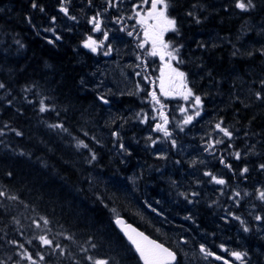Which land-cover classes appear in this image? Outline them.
<instances>
[{
	"label": "trees",
	"instance_id": "obj_1",
	"mask_svg": "<svg viewBox=\"0 0 264 264\" xmlns=\"http://www.w3.org/2000/svg\"><path fill=\"white\" fill-rule=\"evenodd\" d=\"M256 2L258 7L249 14L234 10L230 0H178L172 14L179 19L180 35L169 33L165 38H170L177 46L183 45L180 55L184 62L179 67L188 74L189 84L196 94L202 96L206 117L211 120L219 117L227 126L236 124L245 129L234 131L240 138L234 139L231 152L240 151L238 144L245 142L259 141L264 145V104L253 102L247 94L248 82L264 76V55L257 51L264 48V35L258 34L264 22V0ZM37 3L44 6V13L32 9L31 0H0V81L11 93L9 96L5 90H0L3 97L0 124L7 123L23 132L21 137L13 132L0 137L8 146L0 145V185L7 186L32 206L25 209L17 205L4 216L0 228L7 233L5 239L25 241L30 238L27 228L23 237L14 231L16 226L10 223L11 215H18L27 225L30 220L24 217H35L39 213L53 221L54 231L74 234L79 244L87 247L85 242L91 239L97 245L91 251L98 257L109 258L111 264H140L114 227L119 216L167 246L171 245L168 240L154 234L157 227L175 239L180 236L179 224H185L189 249L195 251L200 243H206L215 252L218 241L224 239L218 238V229L215 232L212 228L213 220L217 222L213 204L207 205L206 200L201 199L189 211L176 188L159 175L169 163L153 158L148 150L134 146V142L127 144L131 156L114 153L117 140L112 132L108 135L103 129L100 112L103 104L97 99L90 80L93 61L78 49L80 39L74 32L56 31L63 38L55 45L47 43V38H52L49 33L36 34L37 29L27 23L26 17L30 16L40 29L51 26L52 16L57 20L63 18L58 15L56 0H37ZM193 3L204 6L202 10L196 9L201 16L200 24L185 15ZM226 5H229L227 11L224 10ZM246 23L254 27L247 34H241V26ZM17 39L24 44L22 49L18 50ZM233 45L240 49V55H232ZM250 49L254 52L251 57L245 55ZM146 69L147 76L154 74L149 65ZM195 70L200 71L198 76ZM33 85L34 92L51 98L59 117L55 112L40 113L38 104L24 101L25 96L33 101L40 98L32 92H23L24 87ZM237 95L243 103L235 100ZM12 98H15L13 104L7 105L6 100ZM142 100L147 99L143 96ZM244 104L249 107L245 108ZM113 105L139 107L133 98L126 96ZM18 108L20 112L16 111ZM58 122L64 123L67 133L47 127ZM246 131L247 137L244 136ZM73 138L88 143L97 160L89 164L91 152L84 148L78 150ZM21 152L25 155H20ZM169 158L173 159V155ZM9 171L13 173L11 177L7 176ZM93 174L108 179L112 187L91 184ZM185 214L192 217L187 222L182 218ZM221 228L228 229L225 225ZM57 239L76 247L62 237ZM9 248L0 249V256L9 254ZM50 260L51 264H60L57 257Z\"/></svg>",
	"mask_w": 264,
	"mask_h": 264
},
{
	"label": "snow or ice",
	"instance_id": "obj_2",
	"mask_svg": "<svg viewBox=\"0 0 264 264\" xmlns=\"http://www.w3.org/2000/svg\"><path fill=\"white\" fill-rule=\"evenodd\" d=\"M93 0H87L89 6L92 5ZM124 3V0H104V7L101 10H97L94 15L87 18V23L90 24L91 31L94 33H99L102 36V39L94 38L92 35H88L86 39L83 41L82 46L86 49H89L92 53H97L98 51H103V55L108 56L112 52V45L108 43L105 44L106 41L109 40V32L111 29H105V14L109 12L110 9L116 10L119 12L120 6ZM178 0H138V2H133L131 4L132 14L127 16L123 15H115L113 17V23L119 24L120 27L117 29L119 32H126L127 36L132 37H140L139 42L136 47L145 52L148 57H158L162 62V67L160 69V76L157 78L159 80V95L155 88L148 92L147 95L151 98V102L154 105H158L159 107H153V111L158 113V116H152L151 119L153 121H158L154 124V127H151L152 132L161 133L163 140L170 144L171 149H178L180 146L177 143V139L174 138L173 131L170 130V125H172V121L175 119L169 118V115L164 111L166 105L161 101L160 97L165 98H179L186 102L187 106L179 105L178 109L181 114L182 119L173 125L174 128L178 129L180 132H184L185 128L189 125H194V122L198 120L202 116L204 103L201 95L196 94L193 87H189L188 74L184 71H181L178 67L179 64H182L184 61L181 58L180 50L183 45L177 46L170 38L165 39L168 33H172L175 35H180V22L176 15H173ZM72 4V0H59V12L63 13L65 17L69 20L77 21V17L71 14L70 5ZM230 6L234 10H238L239 13H251L258 7L256 0H230ZM229 5L225 6V11L228 10ZM31 8L36 9L41 13L45 12V8L43 5L38 4L37 0H31ZM197 8L201 10L204 8L203 5L199 3H193L190 6V10H188L185 15L192 18L196 24H200L202 22L201 16L196 11ZM207 19V17H204ZM56 20L57 17H50V24L52 26L40 29L39 26L33 23L32 18L26 17L27 23L37 29L36 34L40 35V32L43 31L45 33H51L52 38H47V43L55 45L56 42L62 40V36L58 35L56 32ZM126 20H135V24L131 25V30H129V25L126 23ZM254 26L245 25L241 26V34H247L248 30H252ZM142 33V37H141ZM258 34L264 35V22L259 26ZM15 43L18 45V50L24 47V44L19 40H15ZM203 47V45H200ZM233 56L240 55V49L233 45ZM262 55H264V48L258 49ZM254 54L253 50H247L245 55L251 57ZM136 59L141 61V64L147 67V60L142 59L140 55L136 56ZM175 61V65L173 64ZM140 64H137L136 67H140ZM137 76L141 75L140 72L136 73ZM145 81H149L154 83V81H150L148 76H144ZM83 83V81H82ZM35 85L32 87H24L23 92L28 93L32 92L33 95H39L40 98L36 101L29 99L27 96L24 97V101L28 104H38V111L40 113L46 112H55L56 116L59 117L60 113L56 111L55 106L51 103V98L39 94L33 91ZM139 88V84L137 85ZM0 90H5L6 95H11V93L7 90V86L4 82L0 81ZM143 91L144 89H140ZM247 94L250 100L253 102H260L264 104V76L259 77L258 79H253L248 82ZM13 99H7V105L11 106L13 104ZM97 99L104 105H109L110 100L106 98L105 95H99ZM0 100H3V97L0 96ZM236 101H243L240 99V96H235ZM244 107H249V104H244ZM17 112H20V109H16ZM137 118L141 123L148 122V114L145 113L141 116L140 113H137ZM255 119V117H253ZM114 122V121H113ZM123 125H120L122 127ZM48 128L52 130H60L62 132L67 133L68 129L65 127L63 122L51 123L47 125ZM238 131V130H235ZM8 132H13L17 137L23 136V132L12 128L9 124L3 123L0 124V137H4ZM216 135H213V134ZM222 134L221 138H217ZM85 136L88 135L87 132L84 133ZM113 137L116 138L118 142V150L122 157L131 156V150L123 143L121 138L120 131H113L111 133ZM207 139H204V147L203 151L209 153L210 155L215 156L216 149L218 145H225V151L228 156H231L236 161H241L245 159L248 155H256L260 156L261 153L256 151L255 144H246L245 151L242 153L239 150H235L232 152H228L227 150L233 147L231 141L235 138L234 129L230 128L225 124L223 119L216 121L212 125V129L210 132L205 134ZM249 133L246 131L244 136L247 137ZM255 135V134H253ZM229 143L225 142V139ZM76 140L75 147L79 150L80 148L89 149L88 143H85L84 140L73 138ZM93 139H95L93 137ZM146 147L156 148L157 144L161 142V137H153L152 135H148L146 137ZM99 143V141H97ZM138 143V141H137ZM0 145H5L3 139H0ZM115 146V145H114ZM91 152L90 157L88 158V163L91 164L93 161L97 160V155L95 152ZM182 151V149H181ZM20 155H25V153L21 152ZM157 159L159 160H167L168 155L167 151H158L154 153ZM123 162V159L121 160ZM181 163L180 160H176L175 164L179 165ZM205 161L199 158H194L191 160L190 167L195 168L197 164H204ZM219 163L223 165L224 168L228 169L233 173V176L237 175L241 178L242 181H246L248 179V175L251 169L245 164L242 168L239 169L237 173L233 168V164L230 163L225 156L221 155L219 157ZM257 170L264 174V162L259 163L257 166ZM159 171V169H156ZM13 175L12 172H8L7 176L11 177ZM203 176L207 177V181H202L197 179L195 184L199 186L202 183H210L217 186H220L217 191L220 194L227 195L228 199L233 202L234 207H239L241 201L245 198H252L255 201H258L260 205L264 206V185L254 187L250 192L246 189L241 190L239 185L236 187H232L229 184V181L226 180L223 175H217L211 170H206L203 172ZM171 183L173 185H177L178 182L176 180H172ZM231 188V192H226V189ZM180 196L188 204L199 203V200L196 199L200 196V192L193 189L190 191L180 192ZM213 204L218 203V201H213ZM17 205H23L25 209L30 208L29 204L25 203L21 196L15 192L9 190V188L5 185H0V221L3 220L5 215H8ZM211 206V205H210ZM151 207V205H149ZM257 204L252 203L249 215L253 217L255 222V230L260 231L262 227H264V214H260L256 212ZM32 210L35 212L34 207ZM152 211H156V209H152ZM226 216L221 217V219L225 220L226 223L229 222L228 218L231 220H235L239 222L240 228L244 233H249L253 231V226L248 223L247 220L242 218L240 215L235 214L230 209H226ZM161 213H158L160 215ZM20 215H23L22 213ZM191 216L185 217V219H191ZM25 220H30V223L25 225L21 222V219L18 215H11L10 223L15 225L14 231L19 234V236H25L24 229L27 228L30 231V238L25 241H21L18 239H5L7 237V233L4 232L3 228H0V249L5 248V246H10L9 254H5L0 256V264H51L50 257H57L60 261V264H63V261H68V264H111V260L109 258H101L94 254L91 250L97 248L96 243L92 242L91 239L86 241L85 243L88 245L85 247L83 244H79L76 241L74 234L59 231L56 232L53 230V221L50 220L45 215H40L36 213L35 217L25 216ZM115 223L122 227L124 231V235L126 236L129 244L132 246V250L135 252L138 257L140 264H181L180 256L183 255L186 259L189 256L188 252H185L182 245H188L189 240L183 236H181L176 245H168L166 246L164 242H161L157 239H153L148 235H145L144 232L139 231L137 228L132 227L129 224H126L125 221L119 216L116 218ZM7 227V225H4ZM62 227V226H61ZM38 230V231H37ZM57 237H62L63 240L69 241L72 244H75V249L70 247L69 245L63 244ZM27 245V246H26ZM220 249L226 252L230 257H232L235 261H239L240 264H248V253L246 251H232L226 248L223 244L219 245ZM199 254H201L204 260H209V258H213L218 261H223V264H233V260L225 259L223 256L217 255L214 251H212L206 243H200L198 248ZM194 255V253H193Z\"/></svg>",
	"mask_w": 264,
	"mask_h": 264
},
{
	"label": "rangeland",
	"instance_id": "obj_3",
	"mask_svg": "<svg viewBox=\"0 0 264 264\" xmlns=\"http://www.w3.org/2000/svg\"><path fill=\"white\" fill-rule=\"evenodd\" d=\"M99 1L104 2V0H99ZM133 2H138V0H124V3L120 6V9L121 7L126 8L127 10L130 11V15H131L132 14L131 4ZM92 9L96 12L97 10H101L102 7L93 6ZM110 10L113 11V9ZM82 11L84 14H86L87 7H83ZM94 14L95 13L88 12L87 16L90 17ZM75 16L77 17V21H74V23H79L80 19L81 21L83 20L80 14ZM129 21L132 22V25L135 24V20H129ZM74 23L68 18H62L61 20H56V24H55L56 31L60 29L62 30V32H65L68 29V24H70V26H73ZM119 27L111 23L110 17L105 15V29L106 30L111 29V31L109 32V40L106 41L105 44L107 45L108 43H110L112 45V52L108 56L103 55V51H98L97 53H95L98 55L99 64L94 65L95 69L93 71L92 77L90 78L92 83V88L96 91L97 95L98 96L105 95L106 98L110 100L109 106H101L100 108V112H102L101 122L104 127L103 129H105V132L108 133V135L110 132L117 130L120 131L122 141L126 146L128 142H134L133 144L134 146L141 149L143 147V150H148L153 158H156L154 153L158 151H167L168 159L165 160L166 161L165 164L169 163V166L167 169H164L159 173L160 177L166 182H168L170 185L174 186L178 193L190 191L193 189L199 191L200 196L196 198L199 200V202L201 199H205L206 204L209 205L213 201H218V203L216 204L212 203L213 208L216 210L214 212L215 214H217V218H216L217 222H215V220H213V222L211 221L213 225L212 228L213 229L215 228L214 229L215 232L217 231L218 228L222 229L221 226L223 225L221 224V222L225 223V225L226 224L232 225V223L238 225L239 222L235 220H231L230 217L228 218L229 220L228 223H226L225 220L221 219V217L226 216V211H225L226 209H230L232 211L234 209H240V207H234L233 202L228 199L227 195L222 196L220 192L217 191V189L220 186L206 182L200 184L199 186L195 184V181L197 179H200L202 181L208 180L207 177L203 176V172L206 170H211L217 175L222 174L224 178L228 175L231 180L234 178L241 179L239 178L238 175L234 177L232 172L224 168L223 165L219 163V157L221 155L225 156V158L230 163L232 160H234L231 156H228L227 152L225 151V145L222 144L217 146L215 156L210 155L209 153L203 151L204 139H207L205 134L211 131L212 125L216 121L220 120V118L215 117L214 119L211 120L208 117H206L203 111L202 116L198 118L196 122H194V125H189L185 128L184 132H180L178 129L174 128L173 125L182 119L178 106L179 105L187 106L186 102H184L179 98H171V97L165 98L161 96L160 97L161 101L166 105L164 111L169 115L170 119L175 117V119L172 121V125H170L169 127L170 130L173 131L174 138L177 139V143L180 146V148L171 149L170 144L163 140L161 133L152 132L151 127H154V124L158 122V121H153L151 119L152 116H158V113L153 111V107L158 108L159 106L154 105L151 102V98L147 95V93L155 88L157 94L159 95V80L157 78L160 76V69L162 67V63L158 57H148L145 54V52L141 49H139V52L130 53L129 50L126 49L127 47L126 45L127 37L125 36L126 34L125 32H119L117 30ZM130 27L131 25H129V29ZM96 34L98 38L97 37L95 38L102 39V36L99 33ZM49 36H50V32H49ZM138 40H140V37ZM137 55H140L142 59L147 60L148 62L147 65L152 64L153 66H155L157 78L155 77V75L148 76L149 80L154 81V83L144 80V76H147L146 73L148 69H146L145 66L141 64V61L136 59ZM175 63L176 62L173 61L174 65ZM137 64H140L141 66L136 67ZM180 70L186 72L184 69L182 70L180 68ZM137 72H140L141 75L137 76L136 75ZM194 73L195 75L198 76L200 71L195 70ZM138 84L140 86L139 88L137 87ZM189 87H191L190 84ZM140 89H144V90L141 91ZM125 96L131 99L133 98L139 104V107L117 108L113 105L115 104V102L120 101V99ZM143 96H145L147 100H142ZM137 113H140L141 116L147 113L149 117L148 122L141 123L137 118ZM120 125L123 126L120 127ZM228 126L230 127L231 124ZM148 135H152L154 138L157 136L161 137V142L157 144L156 148L146 147V144L148 143L146 141V137ZM213 135L216 134L214 133ZM202 137H204V139H202ZM221 137L222 134L217 136V138H221ZM235 137L240 138L238 132ZM224 139L226 143H229L227 141V138ZM137 141L138 143H141L143 141L144 142L138 145L135 144L137 143ZM233 141H231L232 144ZM246 144H255L256 151L264 155V145L262 143H259V141L257 143L245 142L238 144L239 145L238 148L242 153L245 151ZM115 145H118V142H116ZM233 149L234 147L228 149L227 151L231 152V150ZM114 153L120 156L118 147L114 149ZM170 155H173V159L169 158ZM262 155L256 156L250 154L246 157V159L249 162H251L253 160H258L262 158ZM194 158L202 159L205 161V163L197 164L195 168H192L189 165L191 163V160ZM176 160H180L181 163L179 165L175 164ZM233 164H237L233 167L236 171L242 168V166L238 165L240 164L239 161H235ZM136 165H138V162H136ZM226 171L227 174L225 173ZM173 179L178 182L177 185H173L171 183ZM131 180L133 179L130 178L129 181L131 182ZM90 183L94 184L95 186H104V188L112 187V183L108 179H105L102 176L95 174L91 176ZM237 185H239V188L241 190L246 189L250 192L253 190L250 184L249 185L247 184L246 186L243 187L242 184L238 182L235 183L233 187H236ZM255 185L256 187L259 186L257 184ZM247 186L249 189L246 188ZM226 192H228V189H226ZM229 201H231L232 203H228ZM183 203L186 204V207H188L189 211L193 210L194 207L199 204V203L188 204L184 199H183ZM252 203L257 204V208L255 210L256 212H259L260 214H264V206L260 205L258 201H255L250 197L249 200H246L245 207L247 209L246 210L243 209V211L250 212V210H252L251 209ZM188 216L189 215L185 214L182 217L185 222H187L186 221L187 219H185V217ZM248 223L250 224L249 221ZM176 225L177 224H175L174 226ZM179 226L181 229V231H178L180 233V236L175 239L171 238V236L168 235L166 232H162L160 230V227H157L154 234L158 236H162L163 238H165V240H168L171 245L175 246L178 239L181 236L188 239V234H187L188 228H186L185 224L182 225L179 224ZM252 226H253V231H251V233L254 235L256 233L255 225L252 224ZM226 227L228 228V226ZM226 230L227 229L221 230L220 234H224L226 236V234L224 233V231ZM240 231L242 230L240 229ZM242 233L248 235V233H244L243 231ZM237 242H241V241H237ZM222 244L226 248L232 251H245V249L247 250V248L240 246L238 244L233 246L229 244L225 245L224 243ZM219 245H216V247L218 248L217 251L219 252L220 250L222 253L225 254L226 252L222 251ZM181 247L185 252L189 253L187 259L183 255H181L180 257L182 261L181 264H199V261L197 260H201L202 256L201 254H199L197 248L194 251L192 249H189L190 247L188 245H182ZM262 251H263L262 253L264 254V248H262ZM215 253L217 252L215 251ZM204 262H208V261H204Z\"/></svg>",
	"mask_w": 264,
	"mask_h": 264
},
{
	"label": "flooded vegetation",
	"instance_id": "obj_4",
	"mask_svg": "<svg viewBox=\"0 0 264 264\" xmlns=\"http://www.w3.org/2000/svg\"><path fill=\"white\" fill-rule=\"evenodd\" d=\"M56 6H57V11H59V0L56 1ZM93 6H99V7H104V2H101L99 0H93L92 5L89 6L87 3V0H72V4L69 6L70 7V11L71 14L74 12V15H78L80 14V16L83 18V20L79 23H74V21H72L74 24L73 26H70V24H68L69 27H71L70 31H74L76 36L80 39V43H83V41L86 39V37L88 35H92L94 38L97 37V34L91 31V25L87 23V14L88 12L91 13H95V11L92 9ZM129 6V5H126ZM83 7H87V12L86 14L83 13L82 8ZM61 13V12H60ZM63 15V13H61ZM106 16L110 17L111 19V23H113V17L115 15H123L125 16V18L127 16L130 15V11L127 10L126 8L121 7V9L119 10V12L117 11H112L109 10L108 13L105 14ZM126 23L128 25H132V22H130L129 20H126ZM114 24V23H113ZM116 26L119 27V24H115ZM131 30V27L130 29ZM126 34V32H125ZM127 37L126 40V49L129 50L130 53H134V52H139V49L136 47V43L139 42V37H136L135 34L132 37L127 36V34L125 35ZM141 37H142V33H141ZM138 40V41H137ZM85 53L89 56H91V54H93L89 49H84ZM95 56V54H93ZM97 57V56H95ZM162 63V62H161ZM163 66V65H162ZM230 128H233L234 130H245L244 128H239L237 127L236 124H231ZM262 155V154H261ZM236 160H232L231 163L233 164ZM261 162H264V155H262V158L258 159V160H253L251 162H249L248 160H244L243 164L240 166H245V164L251 169L249 175H248V179L246 181H242L241 179L238 178H234V179H230L229 176L227 175L225 177L226 180L229 181V184L233 187L235 185V183L240 182L242 184V186H246L247 184L251 185V188L256 187L255 184L261 186L262 183L264 185V174L260 173L257 170V165ZM235 166V164H233V167ZM236 172H239L236 171ZM227 174V171L225 172ZM234 182V183H233ZM255 183V184H253ZM247 189L248 186L246 187ZM228 192H231V188L228 189ZM246 200H249V198H245ZM247 208H244V210H246ZM236 211V209H235ZM252 211V210H250ZM235 214L240 215L241 217H243L244 215V219L248 220L250 222V224H254L255 222L253 220V217L249 215V212H244L241 209H238ZM228 226L229 229H227L226 231H224V233L226 234V236L224 234H220V231L223 229H219L218 228V238H222L224 239V243L229 244L231 246L233 245H240V246H252L254 247L251 251H247L248 253V264H264V254L262 253V248H264V227L261 228V231H256V233L253 235L251 232L248 233V235H245L242 233V231H240V225L238 227V225L232 223V225L226 224ZM240 228V229H239ZM240 231V232H239ZM226 237H228L226 239ZM230 237V238H229ZM237 241H241V242H237ZM259 248V249H257ZM252 251H254L255 253H253ZM217 255L223 256L225 259H229V260H233V264H240L239 261H235L232 257H230L228 254H224L219 250V253ZM196 260V259H193ZM199 261V264H223V261H218L215 260L213 258H209V260H204L203 258H201V260H197ZM204 261H208V262H204Z\"/></svg>",
	"mask_w": 264,
	"mask_h": 264
},
{
	"label": "water",
	"instance_id": "obj_5",
	"mask_svg": "<svg viewBox=\"0 0 264 264\" xmlns=\"http://www.w3.org/2000/svg\"><path fill=\"white\" fill-rule=\"evenodd\" d=\"M123 219V218H122ZM124 220V219H123ZM126 224H129V225H131L132 227H134V228H137L136 226H134L133 224H131V223H126ZM114 226H115V228L120 232V234L122 235V237L128 242V240H127V238H126V236L124 235V231L122 230V227L120 226V225H117L115 222H114ZM139 231H141L139 228H137ZM145 235H147V234H145ZM129 243V242H128ZM130 245V244H129ZM132 247V246H131Z\"/></svg>",
	"mask_w": 264,
	"mask_h": 264
}]
</instances>
